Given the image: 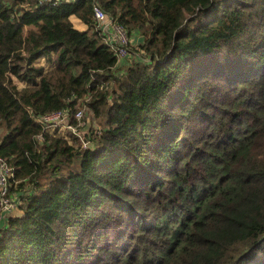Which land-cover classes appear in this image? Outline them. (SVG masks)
<instances>
[{
	"label": "trees",
	"instance_id": "obj_1",
	"mask_svg": "<svg viewBox=\"0 0 264 264\" xmlns=\"http://www.w3.org/2000/svg\"><path fill=\"white\" fill-rule=\"evenodd\" d=\"M0 159V264H264V0H0Z\"/></svg>",
	"mask_w": 264,
	"mask_h": 264
},
{
	"label": "built area",
	"instance_id": "obj_2",
	"mask_svg": "<svg viewBox=\"0 0 264 264\" xmlns=\"http://www.w3.org/2000/svg\"><path fill=\"white\" fill-rule=\"evenodd\" d=\"M45 2V0H42ZM49 2V0H46ZM61 0H52L50 1V3H59ZM66 2H78L81 0H63ZM94 19L97 23V26L99 27V29L101 30V25L106 24V26H113L115 27V29L120 32L122 31V33L124 34V28L121 27L119 24H117L116 22L113 21V19H111L107 13L103 10V8L100 5H95L94 7ZM124 35H122V39H123ZM108 44L111 45V47H113L115 45V43H113V37L111 39H109ZM118 48V46H117ZM123 48V49H122ZM121 49H119L117 51L118 55H116L117 57H121V56H126V51L125 49H127L128 47H122ZM125 48V49H124ZM125 59V58H124ZM119 60V59H118ZM81 110L77 113L76 118L79 121V125L78 127H84L85 124H81V122H83V117L81 115ZM69 115H67L66 113H62V112H58V113H54L52 115H48V116H44L41 118H38L37 121L39 123H42L45 127V129H50V128H58L61 130V126H63V128L67 129L68 132H71L74 135L80 136L76 129H74L73 127H71L69 125V121H68ZM61 122H63L62 125H59ZM85 123V122H83ZM81 137V136H80ZM15 177V170L11 167V165L4 159H0V208H1V213H4V216L6 214H10V211H12L13 208H15L16 204L13 203L12 197H11V192H10V181L11 179H13Z\"/></svg>",
	"mask_w": 264,
	"mask_h": 264
},
{
	"label": "rangeland",
	"instance_id": "obj_3",
	"mask_svg": "<svg viewBox=\"0 0 264 264\" xmlns=\"http://www.w3.org/2000/svg\"><path fill=\"white\" fill-rule=\"evenodd\" d=\"M46 1V0H45ZM52 0H49V2ZM123 27V26H122ZM101 35L104 38L105 43L108 44L109 39H111L113 37V43H115V45L113 47H111V45H109L108 47L110 48V50L118 55L117 51L119 49H121L122 47H128L127 49H125L126 51V56H118L119 59V64L117 66L118 67H123L125 64H130L133 60L137 59H142L144 60V53L142 51H136V48L140 46V42H141V35L139 31H133L131 32V34H128V32L126 30H124V34L122 33V31L118 32L115 27L111 26H106V24L101 25ZM122 35H124L123 39H122ZM118 46V48H117ZM141 48V47H140ZM123 49V48H122ZM125 58V60H123ZM44 63V60H39L38 63ZM22 84L21 86H19V88H22ZM111 100V99H110ZM81 109V115L82 117H84V122L86 123V126L84 127H80L79 129V133L80 136H84V132L85 130H98L100 131L101 128L97 122L96 119H94V117L92 116L91 112L88 109L87 104H84V107L79 108ZM83 122H81V124H85ZM63 122H61L59 125H62ZM64 125H62L60 128L62 130V132H68L67 129L63 128ZM54 128H51V132L55 131ZM77 131V129H76ZM60 133V132H59ZM61 134V133H60ZM68 135H72V133H67ZM84 138V137H83ZM13 197L15 198V196L13 195ZM15 202V201H14ZM16 204V203H15ZM20 215V211L18 210L17 207L13 208L12 211H10L9 215H5L4 218H8V217H15Z\"/></svg>",
	"mask_w": 264,
	"mask_h": 264
},
{
	"label": "crops",
	"instance_id": "obj_4",
	"mask_svg": "<svg viewBox=\"0 0 264 264\" xmlns=\"http://www.w3.org/2000/svg\"><path fill=\"white\" fill-rule=\"evenodd\" d=\"M71 22L73 23V25H74V27L76 28V29H78V30H80V31H86V30H88V26L85 24V23H83L79 18H77L76 16H72L71 18ZM142 39H143V37L141 36V42H140V45H141V43H142ZM144 40V39H143ZM40 64H44L43 62H41ZM119 64V63H118ZM126 65V64H125ZM47 70H51L50 69V67H47ZM17 82V84L19 85V86H21V84L18 82V81H16ZM22 85H23V83H22ZM22 87H24V85L22 86Z\"/></svg>",
	"mask_w": 264,
	"mask_h": 264
}]
</instances>
